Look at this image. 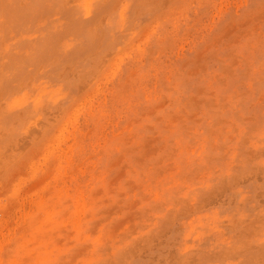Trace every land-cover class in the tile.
<instances>
[{"label": "rangeland", "instance_id": "rangeland-1", "mask_svg": "<svg viewBox=\"0 0 264 264\" xmlns=\"http://www.w3.org/2000/svg\"><path fill=\"white\" fill-rule=\"evenodd\" d=\"M55 1L0 0V264H264V0Z\"/></svg>", "mask_w": 264, "mask_h": 264}, {"label": "bare ground", "instance_id": "bare-ground-1", "mask_svg": "<svg viewBox=\"0 0 264 264\" xmlns=\"http://www.w3.org/2000/svg\"><path fill=\"white\" fill-rule=\"evenodd\" d=\"M55 1V0H54ZM61 1V0H60ZM65 1V0H64ZM100 1V0H99ZM108 1V0H107ZM116 1V0H115ZM114 1V2H115ZM119 1V0H118ZM117 1V2H118ZM155 1V0H154ZM158 1V0H157ZM20 2V1H19ZM71 2V1H70ZM106 2V1H105ZM104 2V3H105ZM116 2V3H117ZM55 4L57 3L56 1L54 2ZM58 3H59V1H58ZM21 4H22V2H21ZM42 4V3H41ZM67 4H69V3H67ZM61 5H62V3H61ZM65 5V4H64ZM70 5V4H69ZM99 5V4H98ZM115 5V4H114ZM19 6V5H18ZM22 6V5H21ZM40 6H42V5H40ZM106 6V5H105ZM109 6V5H108ZM108 6H106V7H108ZM25 7V6H24ZM79 7V6H78ZM114 7V6H113ZM61 8V7H60ZM63 8V7H62ZM61 8V9H62ZM66 8V7H65ZM80 8V7H79ZM71 9V8H70ZM70 9H69V11H70ZM99 9V8H98ZM110 9V8H109ZM33 10H35V9H33ZM55 10V9H54ZM57 10H59V9H57ZM63 10V9H62ZM72 10V9H71ZM77 10V9H76ZM82 10V9H81ZM96 10V9H95ZM101 10H103V8L101 9ZM53 11V10H52ZM66 11H68V9L66 10ZM74 11V10H73ZM78 11V10H77ZM79 11H80V9H79ZM88 11L90 12V10L88 9ZM100 11V10H99ZM58 12V11H57ZM82 12V11H81ZM89 12H88V14H89ZM100 13V12H99ZM39 14V13H38ZM57 14V13H56ZM62 14V13H61ZM71 14V13H70ZM44 15V14H43ZM90 15V14H89ZM38 16V15H37ZM51 16V15H50ZM101 16V15H100ZM55 17V16H54ZM130 17V16H129ZM131 17H132V15H131ZM41 19V18H40ZM134 19H135V17H134ZM44 20V19H43ZM52 20H54L53 19V17H52ZM96 22V21H95ZM39 24V23H38ZM79 24V23H78ZM93 25H95V23L93 24ZM33 26V25H32ZM99 26V25H98ZM96 27H97V24H96ZM102 27V26H101ZM90 28V27H89ZM99 28V27H98ZM50 30V29H49ZM37 31V30H36ZM36 31H34V32H36ZM39 31V30H38ZM37 31V32H38ZM95 31V30H94ZM99 31H100V29H99ZM67 34V33H66ZM65 35V34H64ZM37 36V35H36ZM66 36V35H65ZM96 36H98V35H96ZM62 37V36H61ZM75 37V36H74ZM94 37V36H93ZM3 38V37H2ZM7 38V37H6ZM88 38V37H87ZM91 38V37H90ZM69 39V38H68ZM92 39V38H91ZM90 41V40H89ZM92 41V40H91ZM25 42V41H24ZM59 44V43H58ZM87 44V43H86ZM93 44H94V41H93ZM92 44V45H93ZM88 45V44H87ZM90 45V44H89ZM90 47V46H89ZM45 48H47V47H45ZM79 48V47H78ZM52 49V48H51ZM41 50V49H40ZM81 50V49H80ZM54 51V50H53ZM82 51V50H81ZM51 52H52V50H51ZM88 52V51H87ZM42 53V52H41ZM53 53V52H52ZM6 54L8 55V54H10V52L9 51H7L6 52ZM12 54V53H11ZM14 55V54H13ZM42 55V54H41ZM12 56V55H11ZM53 56V55H52ZM3 57V56H2ZM24 57V56H23ZM78 57V56H77ZM13 58H11V60H10V62H7L6 63V66L3 68V70H1L4 74H6V76H2V72L0 73V86H3V85H5V84H7V86H9V87H11L13 84H14V81H13V79L15 78V76L18 74V72H19V68L21 67L20 66V64H18L17 62L18 61H13L12 60ZM23 62L22 63H25L26 61L24 60V59H21ZM71 60V59H70ZM79 60V59H78ZM77 60V61H78ZM42 61V60H41ZM47 64V63H46ZM70 65V64H69ZM55 65H53V67H54ZM71 66H73V65H71ZM91 66V65H90ZM43 67H45V66H43ZM18 68V69H17ZM42 68V67H41ZM63 68V67H62ZM67 68V67H66ZM65 68V69H66ZM31 70H32V68H31ZM73 70V69H72ZM72 70H71V72H72ZM40 71V70H39ZM62 71H63V69H62ZM62 71H61V73H62ZM6 72V73H5ZM29 72V71H28ZM69 72V71H68ZM70 72V73H71ZM74 73H75V71H73ZM38 73V72H37ZM64 73V72H63ZM66 73V72H65ZM28 74H30V73H28ZM27 74V75H28ZM60 74V73H59ZM67 74V73H66ZM8 75H10V76H12L11 77V80L12 81H9V78H10V76H8ZM64 76H65V74H63ZM36 76V75H35ZM49 77V76H48ZM65 77H68L67 75L65 76ZM69 77H70V74H69ZM51 78V77H50ZM60 79V78H59ZM65 79H67V78H65ZM65 79H64V81H65ZM30 80H31V78H30ZM21 81V80H20ZM29 81V80H28ZM27 81V82H28ZM54 81V80H53ZM66 82V81H65ZM68 82H69V80H68ZM19 83V82H18ZM30 84V83H29ZM52 84V83H51ZM56 84V83H55ZM26 87L27 86H30V85H25ZM66 86H67V83H66ZM19 88V87H18ZM17 88V89H18ZM23 88V87H22ZM71 89H72V87H71ZM21 90V89H20ZM67 90V89H66ZM34 91V90H33ZM32 92V91H31ZM27 97H30V94L29 93H25L24 94V96L22 97V99H20V100H15L14 101V105H17V106H20V107H22L23 109H24V111H26V113H30V110L33 108V107H35V105L37 104V105H40L39 103H40V100H38V99H27ZM4 98V97H3ZM2 106V105H1ZM4 106V105H3ZM2 108H4V107H2ZM1 108V109H2ZM56 108V107H55ZM42 109V108H41ZM44 109V108H43ZM44 112H46V111H48V110H43ZM21 114V113H20ZM45 114H47V113H45ZM44 114V115H45ZM7 115V114H6ZM19 115V114H18ZM30 115V114H29ZM31 115H33V114H31ZM21 116H23V115H21ZM47 116V115H46ZM45 116V117H46ZM10 117V116H9ZM19 117V116H18ZM28 117V116H27ZM44 117V116H43ZM43 117H41V118H43ZM12 118V117H11ZM20 118V117H19ZM18 118V119H19ZM29 118V117H28ZM49 118H51V117H49ZM23 119V118H22ZM25 119H26V117H25ZM40 119V118H39ZM14 120V119H13ZM29 120V119H28ZM35 120V119H34ZM47 120V119H46ZM36 121H38V120H36ZM35 121V122H36ZM40 121V120H39ZM25 122V121H24ZM24 122L22 123L23 124V126H24ZM42 122H43V120H42ZM26 123V122H25ZM39 123V122H38ZM44 123V122H43ZM16 124V123H15ZM21 124V123H20ZM32 124V123H31ZM40 124V123H39ZM49 124V123H48ZM48 124H46V125H48ZM12 125H14V124H12ZM17 126V125H16ZM20 126V125H19ZM29 126V125H28ZM32 126H33V124H32ZM14 127V126H13ZM25 127V126H24ZM24 127H23V129H24ZM31 127V126H30ZM34 127V126H33ZM49 127V126H48ZM17 128H18V126H17ZM21 128V127H20ZM26 128V127H25ZM45 128V127H44ZM27 129V128H26ZM36 129V128H35ZM39 130H40V128H38ZM46 129V128H45ZM32 130V129H31ZM42 130V129H41ZM21 131V130H20ZM28 131H30V130H28ZM37 131V130H36ZM44 131V130H43ZM49 131V130H48ZM22 132V131H21ZM35 132V131H34ZM38 132V131H37ZM40 132V131H39ZM42 132V131H41ZM34 133H32V135H33ZM43 134V133H42ZM21 135H23L22 133H21ZM21 135H20V137H21ZM31 135V134H30ZM31 135V136H32ZM26 136V135H25ZM31 136H29V137H31ZM43 136V135H42ZM35 137V136H34ZM47 137H48V135H47ZM26 138H28V137H26ZM25 138V139H26ZM49 138V137H48ZM3 139V138H2ZM19 139V138H18ZM22 139V138H21ZM44 139V138H43ZM50 139V138H49ZM48 139V140H49ZM14 140V139H13ZM17 140V139H16ZM23 140V139H22ZM22 140H20V141H22ZM32 140H33V137H32ZM1 141H3V140H1ZM17 142V141H16ZM22 142H24V141H22ZM25 142H27V141H25ZM50 142V141H49ZM12 143V142H11ZM29 143V142H28ZM14 144V143H13ZM20 144H21V142H20ZM25 144V143H24ZM45 144H46V142H45ZM4 145V144H3ZM15 145V144H14ZM26 145V144H25ZM10 146H12V144L10 145ZM9 146V147H10ZM16 146V145H15ZM20 146H22V145H20ZM47 146V148H49V146L48 145H46ZM9 147H6L7 148V153H10V152H8V150H11V149H8ZM24 147V146H23ZM29 147V146H28ZM15 148V147H14ZM17 149H18V147H17ZM25 149V148H24ZM23 149V150H24ZM19 150V149H18ZM46 150H48V149H46ZM12 151V150H11ZM31 151V150H30ZM13 152V151H12ZM53 152V151H52ZM52 152H50V153H52ZM4 153V152H3ZM7 153H6V155H7ZM26 153L28 154V152L26 151ZM5 154V153H4ZM14 154H17V152L15 153L14 152ZM24 154V153H23ZM9 155H11V154H9ZM50 155V154H49ZM3 156V155H2ZM1 156V157H2ZM27 156V155H26ZM46 156V155H45ZM9 157V156H8ZM28 157V156H27ZM11 158V157H10ZM15 158V157H14ZM17 158V157H16ZM19 158V157H18ZM25 159V158H24ZM0 160H1V158H0ZM17 160H19V159H16V161ZM21 160H22V156H21ZM54 160V159H53ZM2 161V160H1ZM10 161V160H9ZM13 162H14V160H12ZM11 161V162H12ZM20 161V160H19ZM7 163H8V159H7V161H6ZM52 162V161H51ZM6 163V164H7ZM16 163H18V162H16ZM53 163V162H52ZM63 163V162H62ZM4 164V163H3ZM9 164V163H8ZM12 164V163H11ZM10 164V165H11ZM20 164H21V161H20ZM20 164H18V165H20ZM5 165V164H4ZM15 165V163L13 164V166ZM49 165V164H48ZM16 166V165H15ZM7 167V166H6ZM9 167V166H8ZM19 167V166H18ZM13 168V167H12ZM17 168V167H16ZM33 168V167H32ZM6 169V168H5ZM18 169L19 168H17V171H18ZM21 169V168H20ZM11 169H9L8 171H10ZM7 171V172H8ZM13 171V170H12ZM14 171H16L15 170V168H14ZM13 171V172H14ZM32 171V170H31ZM6 172V173H7ZM11 173L12 172H10V175H11ZM2 174V173H1ZM6 177V176H5ZM4 178V177H3ZM1 180V179H0ZM46 183V182H45ZM48 183V182H47ZM77 193V192H76ZM46 195L47 194H45V197H46ZM59 195V194H58ZM53 197V196H52ZM76 200V199H75ZM78 200V199H77ZM78 202V201H77ZM4 203V202H3ZM49 205V204H48ZM78 205H80V204H78ZM49 208H51V207H48V209ZM78 209V208H77ZM46 213V212H45ZM79 213V212H78ZM51 216V215H50ZM46 218V217H45ZM80 218V217H79ZM49 219H51V218H49ZM77 220V219H76ZM59 221V220H58ZM74 223V222H73ZM77 223V222H76ZM78 224V223H77ZM32 227H33V225H32ZM37 228V227H36ZM46 228V227H45ZM51 229V228H50ZM61 230V229H60ZM2 233V232H1ZM50 233V232H49ZM62 233V232H61ZM47 242V241H46ZM228 252V251H227ZM231 252V251H230ZM222 254H224V251H223V253ZM228 255V254H227ZM203 256L204 255H202V258H203ZM206 256V255H205ZM224 257H226V255L224 254V256H223V258ZM228 257V256H227ZM226 257V258H227ZM200 257H198V259H199ZM204 258H206V257H204ZM208 258V257H207ZM211 258V257H210ZM225 258V259H226ZM209 259V258H208ZM185 261H186V259H185ZM192 262H193V259L191 260ZM191 261L189 260V262L188 263H191ZM225 261V260H224ZM184 262V261H183ZM200 262V261H199ZM206 262V261H205ZM205 262H202V263H205ZM208 262V261H207ZM109 263V262H108ZM182 263V262H181ZM187 263V262H186ZM194 263V262H193ZM196 264V263H195ZM201 264V263H200ZM206 264V263H205ZM225 264V263H224Z\"/></svg>", "mask_w": 264, "mask_h": 264}]
</instances>
